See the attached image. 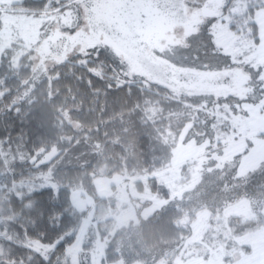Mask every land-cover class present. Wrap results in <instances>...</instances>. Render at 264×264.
<instances>
[{
    "label": "rangeland",
    "instance_id": "rangeland-1",
    "mask_svg": "<svg viewBox=\"0 0 264 264\" xmlns=\"http://www.w3.org/2000/svg\"><path fill=\"white\" fill-rule=\"evenodd\" d=\"M30 1L0 0V69L26 66L34 78L52 75L56 67L74 57L84 62L80 57L89 50L99 51L96 45H101L105 54L100 60L117 68L121 76L157 84L171 93L209 99L198 108L205 122L203 131L196 133L193 122L187 124L173 147L169 166L153 174L169 190L168 197L151 191L148 176L108 172L107 166H101L93 180L95 195L81 186L71 188L70 204L87 214L64 251L65 261L128 264L132 255L127 249V255L123 253L117 262H104L106 248L118 231L129 226L136 230L171 202L185 201L207 176L225 175L229 187L223 188L221 202L226 203L216 209L204 207L194 222L183 216L181 223L189 224L193 234L182 251L168 254L170 264H264V207L234 193L235 186V191L241 189L237 180L245 182L264 166V85L257 80L258 72L264 79V0H226L228 4L215 18L203 17L199 0H76L82 6L90 2L92 7H84L87 32L81 28L73 34V12L61 15L60 9L51 7L53 0L32 9L14 6ZM233 14L242 17L244 31L232 29ZM248 23L256 24V30ZM93 24L103 25L104 30L94 31ZM205 33L212 53L215 48L212 63L203 62V55L198 56L194 48ZM55 154L57 149L44 154L41 163ZM141 182L143 191L138 186ZM23 187L28 192L59 188L52 173L44 171L29 182H8L4 196ZM97 199H106L109 205ZM207 232L209 238L223 233L233 243L226 248L211 247L201 240ZM5 245L0 242V258L9 252ZM25 245L47 256L58 242L30 240Z\"/></svg>",
    "mask_w": 264,
    "mask_h": 264
},
{
    "label": "trees",
    "instance_id": "trees-1",
    "mask_svg": "<svg viewBox=\"0 0 264 264\" xmlns=\"http://www.w3.org/2000/svg\"><path fill=\"white\" fill-rule=\"evenodd\" d=\"M37 3L44 4L45 0L14 6L32 9ZM232 16L236 21L232 29L244 31L242 17ZM249 25L256 30V24ZM210 41L205 33L194 45L203 62H214ZM89 60L93 64L89 70L74 57L56 67L52 75L37 78L26 66L0 69V242L9 247L0 264H28L30 257H35L31 264H42L37 252L25 245L30 240L46 244L55 240V264H68L64 251L75 240L87 214L70 204L72 187H84L95 195L93 180L99 168L107 166L108 172L148 176L151 191L168 197L169 190L153 174L169 166L173 147L187 124L193 122L196 133L203 131L205 122L198 108L209 99L171 93L157 84L121 76L117 68L102 60ZM54 149L57 154L41 163L43 155ZM44 171L52 173L57 191L40 188L28 192L23 187L4 196L8 182H29ZM213 178L207 176L192 194L186 193L190 199L171 202L143 220L136 230L129 226L118 231L106 248L104 262H117L123 253H129L128 264L137 260L170 264L168 254L182 251L193 234L189 224L181 223L183 216H190L194 222L204 207L216 209L226 203L221 200L225 196L223 188L229 187L228 179L225 175ZM212 183L214 186H210ZM236 183L241 188L235 191V186L236 196L241 194L264 207V166L245 182ZM138 186L141 191L145 188L144 182ZM4 197L7 200H2ZM96 201L109 205L106 199ZM50 211L55 215L50 216ZM216 225L222 228L221 221ZM209 234H203L201 240L204 238L211 247L226 248L233 243L223 233L212 238L207 237Z\"/></svg>",
    "mask_w": 264,
    "mask_h": 264
},
{
    "label": "snow or ice",
    "instance_id": "snow-or-ice-1",
    "mask_svg": "<svg viewBox=\"0 0 264 264\" xmlns=\"http://www.w3.org/2000/svg\"><path fill=\"white\" fill-rule=\"evenodd\" d=\"M47 6L48 5H46V7ZM51 7L60 9L61 15H63L65 12H68V11H71L74 13V15H75V20L73 21L74 27L70 29V34H73L75 32H79L81 30V28H83L84 31L87 32L89 25L83 21V15H84V7H87V8L92 7V4L90 2L82 6L80 3H77L76 0H71V2H69V0H62L61 3H58V2H56V0H53ZM91 27L93 28L94 31L102 32L104 30L103 25L93 24V25H91ZM96 47L99 48L100 50L99 51L89 50L86 55H82L80 57L81 60L84 61L83 65H81V66L84 67L85 70H89L90 68L93 67L92 62L89 60V57L94 55L96 57V60L100 61V58L105 54L104 50H103L105 46L96 45ZM213 54H216L215 48H213ZM257 80H259V82L262 85H264V79L261 78V75L259 72L257 73ZM49 214H50V216L55 215V213L51 212V211ZM41 219H44L43 214L41 215ZM50 226L54 227L53 224H50ZM42 235H46V234H42ZM56 243L57 242L55 240L52 242V244H54V245ZM37 255L40 256V260L42 261V264H55V261H54L52 254H49L47 256H43V255H40L39 253H37ZM33 259H35V257H30L28 264H31V261Z\"/></svg>",
    "mask_w": 264,
    "mask_h": 264
},
{
    "label": "water",
    "instance_id": "water-1",
    "mask_svg": "<svg viewBox=\"0 0 264 264\" xmlns=\"http://www.w3.org/2000/svg\"><path fill=\"white\" fill-rule=\"evenodd\" d=\"M213 1L217 3L216 7L219 8L220 6L223 5V2L225 0H213ZM201 13L203 17H206V18H215L218 16V13L215 11V9L214 8L210 9L207 4L201 7Z\"/></svg>",
    "mask_w": 264,
    "mask_h": 264
},
{
    "label": "flooded vegetation",
    "instance_id": "flooded-vegetation-1",
    "mask_svg": "<svg viewBox=\"0 0 264 264\" xmlns=\"http://www.w3.org/2000/svg\"><path fill=\"white\" fill-rule=\"evenodd\" d=\"M199 1H200V2H198L199 5H200L199 8H201V7H203L204 5L207 4L210 9L214 8L215 11L218 13V15L220 14L221 10L226 7V4H228V3H226V0H225L223 2V5L220 6L219 8H217L216 7L217 3L215 1H213V0H199Z\"/></svg>",
    "mask_w": 264,
    "mask_h": 264
}]
</instances>
